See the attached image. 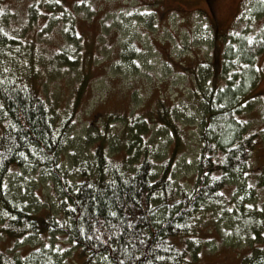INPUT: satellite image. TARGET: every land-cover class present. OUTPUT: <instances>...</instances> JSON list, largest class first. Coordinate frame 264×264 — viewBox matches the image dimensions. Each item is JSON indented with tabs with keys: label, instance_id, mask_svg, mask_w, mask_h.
Listing matches in <instances>:
<instances>
[{
	"label": "trees",
	"instance_id": "trees-1",
	"mask_svg": "<svg viewBox=\"0 0 264 264\" xmlns=\"http://www.w3.org/2000/svg\"><path fill=\"white\" fill-rule=\"evenodd\" d=\"M212 2L206 0L211 11ZM252 4L260 27H236L235 35L219 17L204 15L219 49L208 57L166 59L169 69L186 77L188 93L173 97L167 85L161 92L151 84L150 107L148 101L131 105L153 108V116L115 114L122 130L114 134L113 117L99 115L96 139L90 132L72 140L66 125L90 80L83 61L92 66L95 57L83 58L87 51L69 28L63 36L70 45L44 59L34 39L12 30L0 4V264H193L195 234L208 211L229 217L233 243L245 249L239 264H264V88L257 89L264 68L255 65L264 52V0ZM50 8L58 13V6ZM126 49L119 69L134 71L141 51L134 43ZM50 60L66 65L67 75L80 68L71 107L40 95L53 77ZM126 95L131 102L137 97ZM190 106L186 116L194 119L200 151L187 190L188 180L168 171L169 151L157 153L168 137L157 142L153 135L164 127L169 136L180 129L177 121ZM254 112L257 120L245 118ZM25 172L34 175L28 193L19 182ZM34 177L46 184L43 200L32 194Z\"/></svg>",
	"mask_w": 264,
	"mask_h": 264
},
{
	"label": "rangeland",
	"instance_id": "rangeland-1",
	"mask_svg": "<svg viewBox=\"0 0 264 264\" xmlns=\"http://www.w3.org/2000/svg\"><path fill=\"white\" fill-rule=\"evenodd\" d=\"M56 1L57 3L53 0H0V4L8 10L6 13L8 25L14 32H23L24 35L34 39L39 47L38 54L44 59H47L49 54H57L58 51L55 49L70 45L63 36V32L69 28L77 37L79 49L84 47L87 51V54H82L83 58L95 57L92 60V66L83 61L86 65L84 70H86L87 79L90 80L80 89L79 94L77 90L80 88V68L77 67L76 70L74 68L76 74L67 75L66 65H62L61 62H52V60L47 61V66L48 70L51 69L53 77L47 79L44 85H41V89L36 85L40 95L45 97L48 103L59 106L71 107L75 102L74 93H77V103L73 105L75 111L66 125L67 138L70 140L73 137L84 138L90 132L96 139L95 131L99 130L98 126L103 123L102 119H98L99 115L106 113L113 117L110 120V127L114 134L122 130L121 122L117 118L114 119L115 114L132 110L135 116H143L147 119V113L152 115L153 112V108H149L151 98H148L150 95L148 87L151 84H154L155 88L160 89L161 92L164 90L162 86L167 85V92L169 91L173 97L178 91L188 93V89L184 87L187 83L186 77L169 69L166 59L177 61L179 58L191 57L198 53L208 57L212 50L219 49L212 43L211 27L206 25L204 15L208 20V15L219 17L223 23L222 27L226 26V30L232 27L235 35L236 27L246 28L251 25L250 28L256 29L261 26V23L258 25L252 17L253 10H250L252 2L256 0H213L212 11L210 6L206 5V0ZM53 5L58 6V13L50 8ZM133 43L141 51L135 61L140 66L135 67L134 71L131 67L124 68L128 72H122L119 69L121 57L127 53V46H132ZM263 60L264 52L255 65L264 68ZM76 63H79V59ZM88 68L90 72L87 71ZM262 73L257 82V89L264 88V71ZM136 82L139 83L138 86ZM128 86L131 88L126 92ZM126 93L128 95L132 93L134 97H137L131 102ZM142 101L144 104L148 101L149 107L146 110L138 108L139 105L134 107L131 105ZM190 110H192L191 106L185 108L182 118L177 121L180 129L172 132L171 136H169L170 131L167 133L165 127L157 131L155 124L151 125L154 131H157L153 135L157 142L168 137V147H162L159 144V148H156L157 153L169 151L168 171L170 170V175L176 178L187 179V184L184 183V188L187 190L192 189L193 183H188H191L194 177L196 178L195 174L198 170L196 169L198 145L193 134L195 125L192 123L194 119H188L186 116V112ZM256 114L254 112L253 115L245 118L255 121ZM98 140L101 139L98 138ZM111 145H114L113 141ZM32 176L34 175L28 172L21 175L19 182L23 193L29 192ZM33 182L35 185H33L32 194L43 200L46 184L37 183V177H34ZM233 188L235 186H232ZM203 220L195 234L199 237L197 238L199 249L192 263L239 264V253L245 249L243 244L233 243L236 241L235 236L229 229V217H226L225 212L210 214L208 211ZM206 224L210 225V228L204 227ZM3 243L11 247L10 243ZM19 253L20 251L17 252Z\"/></svg>",
	"mask_w": 264,
	"mask_h": 264
}]
</instances>
